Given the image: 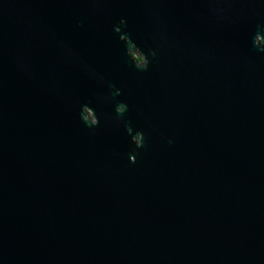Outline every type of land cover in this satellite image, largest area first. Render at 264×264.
<instances>
[{
	"label": "water",
	"instance_id": "water-1",
	"mask_svg": "<svg viewBox=\"0 0 264 264\" xmlns=\"http://www.w3.org/2000/svg\"><path fill=\"white\" fill-rule=\"evenodd\" d=\"M0 264H264V0H0Z\"/></svg>",
	"mask_w": 264,
	"mask_h": 264
},
{
	"label": "flooded vegetation",
	"instance_id": "flooded-vegetation-1",
	"mask_svg": "<svg viewBox=\"0 0 264 264\" xmlns=\"http://www.w3.org/2000/svg\"><path fill=\"white\" fill-rule=\"evenodd\" d=\"M131 56L135 59L138 65L144 66V63H145L144 57L138 50L135 52H132Z\"/></svg>",
	"mask_w": 264,
	"mask_h": 264
}]
</instances>
